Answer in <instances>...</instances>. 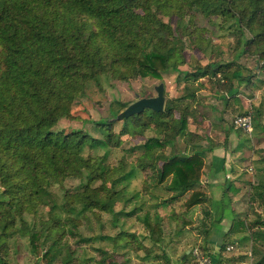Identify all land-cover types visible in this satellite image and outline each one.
I'll use <instances>...</instances> for the list:
<instances>
[{
    "label": "trees",
    "instance_id": "1",
    "mask_svg": "<svg viewBox=\"0 0 264 264\" xmlns=\"http://www.w3.org/2000/svg\"><path fill=\"white\" fill-rule=\"evenodd\" d=\"M197 14L234 25L240 53L256 56L255 68H264V0H0V264H11V241L18 236L27 238L36 264H74L80 255L76 264H83L85 247L72 246L68 238L93 240L84 237L80 226L86 213L97 220L109 214L116 229L112 236L100 233L101 239L110 238L109 248L90 243L99 256L97 264H127L128 250H142V258L150 259L159 248L164 255L169 247L164 243L165 221L170 240L196 222L206 240L210 212L202 209L194 220L189 216L205 197L196 188L204 152L194 144L198 135L188 128L190 118L198 119L196 93L203 86L201 78L207 77L223 89V98L233 96L235 83L251 82L254 73L245 68L243 74L236 61L180 69L186 59L177 32L200 50ZM169 70L183 74L177 81L184 85L178 97L164 94L163 110L145 108L119 119L118 108L106 117L83 119L81 127L55 129L61 119L77 118L72 108L86 96L90 83L101 88L102 80L161 79ZM114 103L124 105L117 99ZM86 123L92 124L90 129ZM123 137L140 138L126 151H140L129 168L125 156L108 159ZM179 138L183 148L176 146ZM98 147L105 152L93 154ZM244 167L230 163L229 180L240 179ZM135 169L144 173L140 191L128 189ZM71 177L79 179L77 187L63 189L61 195L50 189L51 183L62 187ZM251 189L248 202H258L259 209H253L252 218L236 219L230 232L257 245L264 243V181ZM225 239L218 262L230 259L222 255ZM201 246L212 256L211 248ZM186 250L178 263L195 264Z\"/></svg>",
    "mask_w": 264,
    "mask_h": 264
},
{
    "label": "rangeland",
    "instance_id": "2",
    "mask_svg": "<svg viewBox=\"0 0 264 264\" xmlns=\"http://www.w3.org/2000/svg\"><path fill=\"white\" fill-rule=\"evenodd\" d=\"M171 22L174 25L175 18H172ZM197 30L195 33L200 37L199 43L200 50L194 48L188 38H186L181 30L178 29L177 41L184 45V56L186 63L180 66L181 70L191 71L196 63L205 65L208 62H229L236 61L244 68L243 74H247V70L254 73L251 82L238 81L235 83L236 92L233 96H225V92L218 87L214 82L208 80L207 77L201 78L203 84L196 93V102L194 109L198 113V119H189V131L196 133L198 138H195L199 147L209 148L211 146H217L219 149L218 161L219 163H243L244 170L241 174V186L243 191L247 194L253 192L251 186L255 185L259 181H264V68L256 69L257 65L256 56L240 53V49L236 46L234 39L233 28L234 25H228L221 23L218 17H213L211 20L205 19L201 15H196ZM248 36V33L246 34ZM246 68V69H245ZM182 78L183 74H179L177 71L169 70L162 74V78H155L152 76L130 79L128 81L111 80L110 82L102 80V87L99 88L94 83H90L86 89V96L79 100L72 108L73 114L77 117L74 119H61L55 129H69L82 126V120L91 118L98 119L99 117H106L111 114L112 110L122 111L128 104L134 102L138 98L148 97L156 95L155 87L159 83L164 85V94L167 98H175L182 94L184 81L178 80L177 77ZM120 100L124 103L120 107L119 104L114 103L115 100ZM119 108V109H118ZM260 108L261 113L256 114V109ZM252 114L253 129L251 132H246L234 125V118L236 115L247 113ZM115 129L118 130L120 123L115 124ZM90 129L92 124L86 123L84 125ZM124 142L119 148L110 149L108 152V159L110 162H115L122 156H125L127 161V168H129V162L134 161L135 156L140 151H134L131 154L127 153L129 146L139 142L140 138H127L123 137ZM176 146L183 148L184 139L179 138ZM192 145L188 150H192ZM171 146L167 151H170ZM87 149V148H86ZM105 152L104 148H95L92 150L93 154H102ZM221 155V156H220ZM263 167V168H260ZM144 173L139 169H135V174L128 184L129 190H141ZM78 178H67L62 187L56 183L50 184V189L57 193L62 194L63 189L75 188L79 185ZM248 213L243 215L245 217L249 214V218L253 217V209L258 210V202L250 206L247 200ZM176 205V204H175ZM178 207V204L176 205ZM253 207V208H252ZM88 217L85 219L81 226L84 237H92V243L89 241H77L78 236H70L69 242L72 246L81 244L85 247V259L83 264H97L99 256L91 245H101L106 248L111 246L110 238L101 239L100 233L104 235L112 236L115 234L116 229L110 223L109 214H101L97 220L91 213H86ZM190 216V214H189ZM131 222V221H130ZM129 222V223H130ZM198 224V222H196ZM100 224L104 226L100 227ZM196 224V225H197ZM186 230L185 234L175 236V239L170 240V224L164 222V243H168V248L165 250V254L161 253L159 248H156L150 259L142 258L143 251L137 252L127 251L129 261L127 264H179V255L188 249L189 247H202L201 241H199L198 230L200 226H196ZM134 231L141 233L139 226L134 223ZM226 240V239H225ZM77 241V242H76ZM76 242V244H75ZM145 242H148L147 240ZM225 244H233V243ZM91 243V245H90ZM221 245V243H220ZM219 245V247H220ZM240 245V246H239ZM219 251V249H218ZM224 257L232 259H240L245 257L247 262L255 264L258 260H262L264 264V243L255 244L250 241L242 242V244L234 246L232 250L222 251ZM169 260L167 261V257ZM94 260H87L92 259ZM166 257V258H165ZM82 257L78 256V260ZM87 258V259H86ZM120 258V257H119ZM8 259L11 264H36L35 255L32 253L28 240L25 236L14 237L11 241V248L9 251ZM77 260V261H78ZM76 261V263H77ZM41 264H45L44 261H40ZM76 264L75 262H73ZM60 264V263H53Z\"/></svg>",
    "mask_w": 264,
    "mask_h": 264
},
{
    "label": "crops",
    "instance_id": "3",
    "mask_svg": "<svg viewBox=\"0 0 264 264\" xmlns=\"http://www.w3.org/2000/svg\"><path fill=\"white\" fill-rule=\"evenodd\" d=\"M204 152L205 165L200 182L197 184L198 189L204 192V200L200 205H196L189 212L191 218L194 220L197 216H202V209L210 212L212 226L209 230L206 240L202 236L201 227L198 230L199 241L206 244V247L211 248L212 264H251L247 262L246 256L240 259H229V261H217V253L219 252V245L226 236L228 241L233 243L236 247L242 244L240 241V234L238 232H230L236 219L243 218V215L248 213L247 208V194L244 193L243 187H240L242 182L240 179L233 181L229 180V165L230 163H219L217 146L202 148ZM221 156V155H220ZM227 241V239H226ZM228 242V243H229ZM250 243L254 242L250 241ZM240 246V245H239ZM191 247L186 250L190 252Z\"/></svg>",
    "mask_w": 264,
    "mask_h": 264
},
{
    "label": "water",
    "instance_id": "4",
    "mask_svg": "<svg viewBox=\"0 0 264 264\" xmlns=\"http://www.w3.org/2000/svg\"><path fill=\"white\" fill-rule=\"evenodd\" d=\"M156 95L141 97L134 102L128 104L122 111L117 115L119 119L131 116L133 114L143 111L145 108L152 109L154 111H161L164 108L165 97H164V85L159 83L155 87ZM189 253V251H187Z\"/></svg>",
    "mask_w": 264,
    "mask_h": 264
},
{
    "label": "built area",
    "instance_id": "5",
    "mask_svg": "<svg viewBox=\"0 0 264 264\" xmlns=\"http://www.w3.org/2000/svg\"><path fill=\"white\" fill-rule=\"evenodd\" d=\"M234 125L236 128L251 132L253 129L251 112L248 111L247 113L236 115L234 118ZM233 248V244L226 245V250H232ZM190 251L195 264H212L211 256L206 254L200 247L195 246Z\"/></svg>",
    "mask_w": 264,
    "mask_h": 264
}]
</instances>
